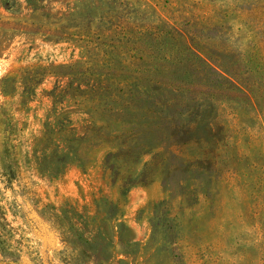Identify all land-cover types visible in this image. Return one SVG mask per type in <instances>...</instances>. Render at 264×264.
I'll list each match as a JSON object with an SVG mask.
<instances>
[{"label": "rangeland", "instance_id": "1", "mask_svg": "<svg viewBox=\"0 0 264 264\" xmlns=\"http://www.w3.org/2000/svg\"><path fill=\"white\" fill-rule=\"evenodd\" d=\"M80 1L0 0V264H264V0H127L169 23L155 24L162 37L151 36L149 43L160 54L178 52L180 62L173 64L186 66L187 81L203 78L222 89L217 100L202 99L201 114L194 108L200 100L196 92L194 99L156 90L148 98L150 105L164 97L178 102L164 112L179 128L196 113L203 117L189 134L179 130L158 150L170 146L184 158L211 150L216 164L207 176L203 171L201 183H184L190 192L184 201L168 192L154 153L135 165L120 159L105 163L115 149L101 136L89 145L88 130L101 126L103 118L123 115L117 108L133 100L137 87L128 63L116 80L102 79L101 72L115 71L101 69V44L107 43L101 29L80 41L82 46L52 35V26L76 12ZM93 5L101 10V0ZM95 25H87L89 32ZM186 47L218 65L251 69L252 104L208 74ZM182 108L187 115L179 119ZM206 121L213 122L212 132ZM186 138L191 140L183 142ZM57 147L77 150L79 161L55 177L41 175L37 163L52 166L50 152ZM133 167L138 178L124 183ZM186 177L182 166L167 182ZM162 201L176 224L173 231L159 224L151 238L155 205ZM61 208L81 215L82 223H73L92 246L77 239L78 249L70 252L66 240L77 236L68 229L71 213ZM110 216L127 226L120 235L135 246L124 247Z\"/></svg>", "mask_w": 264, "mask_h": 264}, {"label": "trees", "instance_id": "2", "mask_svg": "<svg viewBox=\"0 0 264 264\" xmlns=\"http://www.w3.org/2000/svg\"><path fill=\"white\" fill-rule=\"evenodd\" d=\"M115 2L116 0H101L100 10L97 6L93 5V0L80 1L76 12L71 13L69 16L59 18L56 24L52 26V35L56 37V40L71 41L79 46H82L83 42L86 43V41L91 38L92 34L95 36L100 35L96 30L101 29V39L107 41L106 45L101 44V69L106 67L115 71L114 73H109L107 71L101 72V76H103L102 79L116 80V77L122 75L120 72L122 66H125L126 63L133 66V74L131 77L134 86L137 87V95L134 96L132 101H126L117 108L120 111L124 110L125 115L103 118L101 120V126L91 127L85 136L90 146L95 144L93 141L98 142L101 136V140L106 139L104 141H107L111 148L115 149L114 151H109L105 155V163L112 161V159L117 162L120 159L125 163L134 162L135 165L142 161L143 155L154 153L152 158L160 159V165H162L161 173L163 175L165 174V179L163 180L168 192L171 196L178 197L181 201H184L190 193L188 189L183 187L184 183L186 184V181H194L192 185H195L199 177L202 179L205 178L202 175L203 171H206L207 176V171H210L214 163L216 164V160L213 161V156L209 154L211 150H201L198 156L192 158H184L175 150L171 149L170 146L163 151L161 150L158 152V150L164 146V143L169 137L172 136L175 138L174 135L179 130L189 134L188 132L199 124L203 117L197 119V116L206 110V107L203 106L204 102H202V99L209 98L217 100V96L219 95L218 92L222 90L220 88L221 86L216 87L211 85L212 82L209 80H206L209 81V84H207L208 82L206 83L203 78L197 80L198 83H195V77L187 81L185 77L187 73L186 66L182 68L173 64V62H180V55L178 52L172 50L160 54L159 50H156V48L150 45L151 43L149 42L153 39L151 36H155L156 38L162 37V32L154 25L159 23L169 25L166 20L157 16L153 11L142 9L140 3H137L135 7H130L127 0H118L117 5H114ZM117 7L119 9H117ZM96 14L98 15L97 18ZM131 14L132 16H130ZM151 14L154 15V18H156L155 20L152 19L153 16L151 17ZM92 21L96 22V29L94 28L93 33L89 32V30H92V26H87L90 25ZM186 49H188V51H186L187 53L193 55L202 63L207 69L208 74L216 76L218 80L223 81L227 86L226 88H229L228 90H234L242 94V96L252 104L251 97H254V92L249 80V76L252 74L251 69H230L211 61L203 52L194 47H186ZM224 50H226V48H224ZM127 52H129V55ZM186 52L184 53L187 54ZM86 53H89L91 56L97 55L95 52L88 49ZM88 59L90 60V57ZM115 66L120 67L114 68ZM177 67H180L181 70ZM218 84L221 85V82ZM182 88L185 90H182ZM156 90H159V92H170V94L177 95L178 97L185 92V94H190L194 98L195 95L193 93H198L199 98L196 99L200 100L196 102L194 108H196V110L199 109L201 111L200 114L196 113L193 119L190 120L191 122L183 123L179 128L177 123L173 122L174 117L166 114L164 110H169L172 106L180 104L170 98L164 97L161 100L152 102L150 105L148 98L150 97V93ZM109 109L111 108L107 107V110ZM186 111L187 110H184V108L180 109L178 118H186ZM206 126L208 131L212 132L213 122L206 121ZM99 128L101 129V133H96L92 130L95 129V131H99ZM166 129H172V131L163 134V131H166ZM210 135L214 136V133ZM189 140H191V138H186L182 141L187 142ZM50 156L51 160L54 161H52V166H44L37 163L36 168L41 175L55 177L68 165L76 163V161L80 159L78 158L77 150H60L58 147L50 152ZM232 157H234L233 154L229 156L230 164L233 163ZM81 163L82 162H80V164ZM143 165H145L144 162ZM182 166L189 172V177L184 178L180 183L179 181L176 182V180L172 185L170 182L168 183L167 177L170 172L175 170L179 171ZM199 171H201V174H199ZM193 172L198 173V178L192 175ZM138 175L137 168L133 167L124 183H127L128 180L132 178L137 179ZM198 183L201 182L198 180ZM202 194L206 195L203 190ZM165 208V201L155 205V212L151 221V238H154L156 235L159 224L162 226L164 224L167 225L166 229L168 231L174 230L176 224L175 222L173 223L174 216H171ZM61 209L66 215L67 212L71 213V216L68 217L69 220L72 221L69 222L68 229H71L73 234L77 236L76 239L66 240L71 251L66 247L64 250L72 252L78 249L75 244L77 239L82 246H92V244H94L93 241L85 238L73 223V219L82 223V220H80L81 215L74 208L68 210L65 208ZM110 217V226L116 228L118 232L117 236H119L124 243V247L126 244L128 246H135V242H133L131 238H123L120 235L121 230L127 229V226L120 221L113 223V220L117 218H113V216ZM111 249L115 254H118V252L122 253V250L115 249L113 246ZM66 261L65 264H77L75 261Z\"/></svg>", "mask_w": 264, "mask_h": 264}]
</instances>
